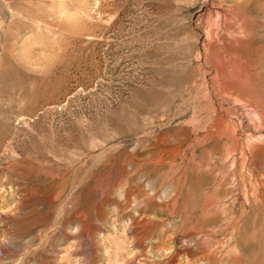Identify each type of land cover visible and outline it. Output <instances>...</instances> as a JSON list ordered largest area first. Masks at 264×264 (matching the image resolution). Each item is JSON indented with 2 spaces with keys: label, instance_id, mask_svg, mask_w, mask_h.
<instances>
[{
  "label": "rangeland",
  "instance_id": "1",
  "mask_svg": "<svg viewBox=\"0 0 264 264\" xmlns=\"http://www.w3.org/2000/svg\"><path fill=\"white\" fill-rule=\"evenodd\" d=\"M263 198L264 0H0V264H264Z\"/></svg>",
  "mask_w": 264,
  "mask_h": 264
},
{
  "label": "bare ground",
  "instance_id": "2",
  "mask_svg": "<svg viewBox=\"0 0 264 264\" xmlns=\"http://www.w3.org/2000/svg\"><path fill=\"white\" fill-rule=\"evenodd\" d=\"M252 147V146H251ZM242 148V147H241ZM246 148L244 147V152H246ZM255 150V149H254ZM253 151V150H252ZM247 153H249V157H250V163L251 164H254V158H253V156H252V154H251V149H250V147L248 146V152ZM245 157V156H244ZM237 158V157H236ZM246 158V157H245ZM235 160V159H234ZM247 160H248V158H247ZM264 199V198H263Z\"/></svg>",
  "mask_w": 264,
  "mask_h": 264
}]
</instances>
